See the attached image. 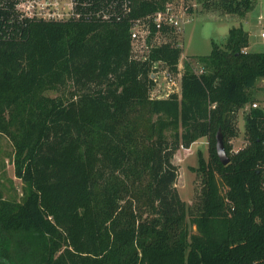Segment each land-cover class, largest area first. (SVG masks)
<instances>
[{
  "label": "trees",
  "instance_id": "1",
  "mask_svg": "<svg viewBox=\"0 0 264 264\" xmlns=\"http://www.w3.org/2000/svg\"><path fill=\"white\" fill-rule=\"evenodd\" d=\"M169 0H134V15ZM245 17L256 0H197ZM182 91L154 98L155 61L176 70L182 48L134 58L130 25L31 22L0 41V132L15 149L24 200L0 189V264H264V109L246 114L248 144L232 153L237 110L264 79V51L243 24L213 41ZM221 129L230 162L216 150ZM208 139L197 204L176 187L181 147Z\"/></svg>",
  "mask_w": 264,
  "mask_h": 264
},
{
  "label": "rangeland",
  "instance_id": "2",
  "mask_svg": "<svg viewBox=\"0 0 264 264\" xmlns=\"http://www.w3.org/2000/svg\"><path fill=\"white\" fill-rule=\"evenodd\" d=\"M180 7L186 9L184 21V33L178 35L182 53L180 55V67L183 72L182 62L189 61L199 71V57L211 52L213 41L224 46L228 31L233 26L241 24L249 30L251 51H264V37L261 36L264 23V0H256L254 8L245 17L226 14L221 10L209 9L197 0H176ZM155 64H158L155 62ZM159 76L154 75L155 82L153 93L155 96H168L181 92L180 84L167 87L163 76L167 66L158 64ZM179 72V66L176 70ZM156 72V71H154ZM153 88V89H154ZM158 88V89H157ZM179 94V93H178ZM253 101L245 104L237 110V135L229 140L231 152L235 153L248 144L245 133L246 114L257 101L264 106V79L257 81V85L251 92ZM15 149L10 138L0 132V189L4 198L21 203L24 200L26 183L15 176L14 172ZM201 154L207 162L210 160L208 139L202 137L195 141L190 148L181 147L173 157V162L178 166L179 176L176 187L181 198L189 204H197L203 185V171L199 169Z\"/></svg>",
  "mask_w": 264,
  "mask_h": 264
},
{
  "label": "built area",
  "instance_id": "3",
  "mask_svg": "<svg viewBox=\"0 0 264 264\" xmlns=\"http://www.w3.org/2000/svg\"><path fill=\"white\" fill-rule=\"evenodd\" d=\"M186 9L180 7L176 0H169L163 8L153 12L134 15V0H0V41L19 39L31 22H81V23H121L127 21L130 25L131 51L134 58L147 60L152 49L171 43L180 46L178 35L184 33ZM261 36L264 37V25ZM181 47V46H180ZM247 51V48L244 49ZM167 66L162 60L155 61ZM153 64L151 76H159L158 64ZM180 63V62H179ZM179 72L167 66L163 76L167 87L180 84L182 91V76L180 64ZM177 66V68H178ZM184 69V62H182ZM197 73L203 71V66ZM156 71V72H154ZM154 88V86H153ZM166 98L168 96H155ZM158 89V88H157ZM179 95L181 92L177 91ZM253 107L263 108L254 101Z\"/></svg>",
  "mask_w": 264,
  "mask_h": 264
},
{
  "label": "water",
  "instance_id": "4",
  "mask_svg": "<svg viewBox=\"0 0 264 264\" xmlns=\"http://www.w3.org/2000/svg\"><path fill=\"white\" fill-rule=\"evenodd\" d=\"M216 150L221 162L223 164H228L230 162V156L225 149L224 138L221 129L218 130L216 135Z\"/></svg>",
  "mask_w": 264,
  "mask_h": 264
},
{
  "label": "crops",
  "instance_id": "5",
  "mask_svg": "<svg viewBox=\"0 0 264 264\" xmlns=\"http://www.w3.org/2000/svg\"><path fill=\"white\" fill-rule=\"evenodd\" d=\"M261 18L263 19L264 17L261 16ZM264 25V23H262ZM245 26V25H244ZM246 28V27H245ZM247 29V28H246ZM230 30V29H229ZM248 30V29H247ZM229 32V31H228ZM250 47H251V43H250V46L247 48V50H250Z\"/></svg>",
  "mask_w": 264,
  "mask_h": 264
}]
</instances>
